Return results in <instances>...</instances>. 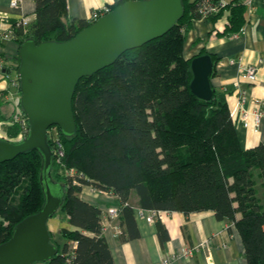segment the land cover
<instances>
[{"label":"trees","instance_id":"1","mask_svg":"<svg viewBox=\"0 0 264 264\" xmlns=\"http://www.w3.org/2000/svg\"><path fill=\"white\" fill-rule=\"evenodd\" d=\"M225 1L206 17L227 11L223 32H236L246 4ZM34 3L27 25L17 20L6 28L18 45L27 38L63 41L92 21L69 18L66 0ZM182 3L181 18L166 33L77 81L71 99L73 134L56 126L58 143L47 134L53 152L62 151L58 161L53 154L48 171L62 194L52 216L64 213L71 227H60L56 236L49 231L57 251L45 264H114L102 234L101 209L79 196L85 185L115 196L123 239L139 235L134 205L185 214L212 210L238 230L246 264H264V142L241 148L225 91L215 88L210 101L192 93V56H184L183 45L193 19L201 17V0ZM211 56L212 75L218 59ZM15 62L16 69L18 54ZM19 132L18 122L9 124V136ZM41 171L37 149L0 163V243L17 222L41 208ZM158 235L161 241L168 237L163 227Z\"/></svg>","mask_w":264,"mask_h":264},{"label":"crops","instance_id":"2","mask_svg":"<svg viewBox=\"0 0 264 264\" xmlns=\"http://www.w3.org/2000/svg\"><path fill=\"white\" fill-rule=\"evenodd\" d=\"M0 0V30L12 22L27 16L34 18V0ZM122 0H66L69 18L93 20L104 7H110ZM227 22V11L216 18L193 19L185 33L183 54L191 57L200 50L214 55L218 61L211 84L226 93V100L234 121L241 148H249L264 142V0H250L245 5V20L236 32H223ZM18 43L5 39L0 44V55L4 67L0 69V139L17 141L9 136L8 129L14 111L18 91L4 75L14 72ZM252 66L256 79L249 82L241 78V69ZM13 71V72H12ZM14 74V73H13ZM12 74V75H13ZM238 80L246 97L240 104V94L233 82ZM247 110V124L242 120ZM261 114L254 124L253 111ZM79 196L101 209L102 234L113 257L114 264H159L169 259V264H246L243 243L234 224L217 219L212 210L193 211L185 214L176 210H164L161 219L149 222L141 214L143 208L134 205V218L139 235L123 239L118 219L106 214L108 207L117 206L115 196L109 192L85 185ZM134 201V197H131ZM48 229L57 235L60 227L70 228L64 213H58L47 221ZM159 227L166 229L168 237L163 241L158 235ZM183 247L192 248L189 256L182 254Z\"/></svg>","mask_w":264,"mask_h":264},{"label":"water","instance_id":"3","mask_svg":"<svg viewBox=\"0 0 264 264\" xmlns=\"http://www.w3.org/2000/svg\"><path fill=\"white\" fill-rule=\"evenodd\" d=\"M183 11L182 0H125L69 39L36 43L27 38L19 44L15 71L19 102L29 128L17 141L0 139V163L37 149L42 155L40 181L45 199L38 211L17 222L11 236L0 243V264L45 262L57 251L50 241L47 221L59 208L62 194L48 177L53 149L47 141V131L55 125L65 135L74 133L71 99L77 81L112 64L124 51L163 35L177 23ZM189 66L192 93L210 101L215 89L210 81L211 53L193 55Z\"/></svg>","mask_w":264,"mask_h":264},{"label":"built area","instance_id":"4","mask_svg":"<svg viewBox=\"0 0 264 264\" xmlns=\"http://www.w3.org/2000/svg\"><path fill=\"white\" fill-rule=\"evenodd\" d=\"M244 2H245V4H249L250 0H244ZM225 3H226L225 0H221L218 4L213 3L210 0H201V6H200L201 16L206 17L207 14H209L212 11L218 10L220 7L224 6ZM11 4H13V5L16 4V1L12 0ZM109 10L110 9L108 7H104L102 9L101 14H104ZM29 22L30 21H29V18L27 16H24V17L19 19V23H21L22 25H27ZM5 39H11V30H8V29L0 30V42H2ZM3 67H4L3 59L0 56V69H2ZM4 75L7 79H9L11 85L13 87H15L17 89V91H19V81H18V78L16 75L15 68H14V74L13 75L11 74L10 69L5 71ZM239 76L241 78L247 79L249 82H252L256 79L255 68L252 66H247V67L241 69ZM233 84H234V87L236 88V90L241 95L240 96V104H241L242 101H244V99L246 97V91L240 88V83L238 80L234 81ZM18 95L20 97V92H18ZM19 97H18V100H16V105H15L14 111H13V113L11 115V119H10V123L18 122V124L20 125V132L17 136L18 140L27 134V131L29 128L28 118H27V116L25 117L22 113L20 102H19ZM260 114H261V112L258 109L253 111L255 126L257 125V123L259 121ZM247 116H248V112L245 109L242 112V120H243V123L245 125L247 124ZM56 129H57L56 126L53 125L51 128H48L47 134H49L52 137V139L56 143H58V138L56 137ZM53 154L56 156V159L58 161L60 155H62V151L60 150V148L57 147L56 150L53 152ZM141 211H142L141 214L145 218V220L152 222V221H155L157 219H161L163 212H164V209L151 208V209H142ZM106 214L111 218L117 219V216H118L117 208L114 206L108 207L106 210ZM191 253H192V248H190V247H183L182 248V254L183 255L189 256V255H191ZM32 264H45V262L36 261V262H33ZM159 264H169V259L168 258L162 259V261Z\"/></svg>","mask_w":264,"mask_h":264},{"label":"rangeland","instance_id":"5","mask_svg":"<svg viewBox=\"0 0 264 264\" xmlns=\"http://www.w3.org/2000/svg\"><path fill=\"white\" fill-rule=\"evenodd\" d=\"M12 72H13V71H12ZM13 73H14V72H13ZM13 73H12V74H13ZM15 140H18V139L16 138ZM58 241H60V240H58Z\"/></svg>","mask_w":264,"mask_h":264}]
</instances>
